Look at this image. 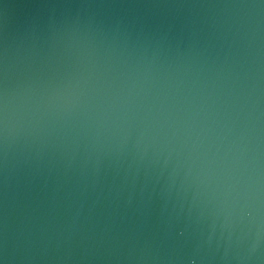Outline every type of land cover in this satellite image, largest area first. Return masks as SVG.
Wrapping results in <instances>:
<instances>
[{
	"label": "water",
	"instance_id": "water-1",
	"mask_svg": "<svg viewBox=\"0 0 264 264\" xmlns=\"http://www.w3.org/2000/svg\"><path fill=\"white\" fill-rule=\"evenodd\" d=\"M0 264H264V0H0Z\"/></svg>",
	"mask_w": 264,
	"mask_h": 264
}]
</instances>
